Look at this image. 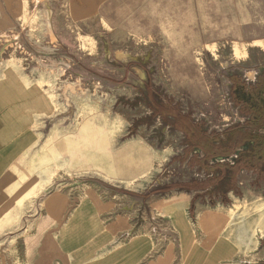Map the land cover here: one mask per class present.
<instances>
[{"label":"crops","instance_id":"1","mask_svg":"<svg viewBox=\"0 0 264 264\" xmlns=\"http://www.w3.org/2000/svg\"><path fill=\"white\" fill-rule=\"evenodd\" d=\"M20 2L0 0V33L17 31L30 60L25 68L0 61V264H264V236L253 235L251 222L223 226L228 204L208 207L201 197L194 200L195 192H165L163 185L141 181L165 160L164 145L159 151L142 140L139 147L126 144L115 152L103 139L104 129L90 124L77 137L87 133L99 142L89 153L94 161L78 169L83 174L54 180L36 173L52 172L54 135H60L59 154L68 155L67 126L80 114L79 101L61 95L63 110L56 117L66 129L53 128L54 103L47 96L56 75H73L78 87L87 70L82 39L110 45L107 57L112 52L114 58L191 60L225 34L227 16L218 22L212 12L222 15L228 2L46 0L34 6L35 30L23 29ZM138 47L143 54L134 53ZM186 86L195 99L208 94L194 71ZM149 131L164 137L159 126ZM244 174L237 183L240 195L228 194L229 202L257 198L241 188Z\"/></svg>","mask_w":264,"mask_h":264},{"label":"rangeland","instance_id":"2","mask_svg":"<svg viewBox=\"0 0 264 264\" xmlns=\"http://www.w3.org/2000/svg\"><path fill=\"white\" fill-rule=\"evenodd\" d=\"M45 1L21 0L20 21L23 29L38 28L36 27L38 17L34 6ZM226 1L229 6L228 11L222 12V15L218 11L212 12V19L218 22L227 16L228 27L225 34L220 39H214L202 46L191 60L114 58L112 52H110L111 57H107L108 49H111L110 45L103 44L102 48L100 44L92 40L82 39L79 49L86 57L81 59V65L87 70L93 68L96 74L89 76L88 71L85 70L81 78L79 77L81 80H77L78 87L72 85L75 82L73 75L54 76L51 83L52 91L47 96L54 103L53 128L64 126L66 129V125L59 123L61 119L56 117L63 110L58 103L61 101V95L68 97L69 94L70 102L73 97L74 103L79 101L80 114L74 123L69 122L67 126L69 142L66 158L59 154L60 144L56 139L60 135H54L53 151L57 154H53L52 172L38 170L37 178L47 176V179L54 180L60 177L71 179L83 174L78 169L83 163L94 161V155L89 153L98 146L99 139L87 133L86 136L77 137V135L82 126H85L87 130L91 124L92 128L104 129L105 138L103 139L107 145L114 148L115 152L126 144L139 147L142 140L145 143L152 141L159 151L164 145L165 160H161L160 167H156L141 178L144 184L151 185L152 188L163 185L165 192H171L181 190L177 188V184L189 183L187 182L189 179L203 181L204 173L198 172L195 167L192 168L189 165L191 157L199 152L193 151L186 155L183 134L172 129L159 116H156L151 104H158L165 98H170L173 104L179 105L181 113L189 115L194 121L203 122L209 132H222L246 120L239 114V109L232 100V83L229 79L235 75L245 83L252 84L257 75L264 73V0ZM16 32L10 29L0 33V61H6L9 66L25 68L30 62L26 54L28 51L21 41V35L18 37ZM138 48L134 53L143 54L142 48ZM234 49L239 51V56L235 57ZM244 52H247L246 55ZM92 56L95 58L92 59ZM191 71L197 74L206 92L208 91V94L201 99H195L186 86L190 81ZM248 72H255V78L253 73ZM250 75L254 80H250L252 79ZM92 78L98 83L91 84ZM45 84L49 85L50 82L38 83L40 86ZM76 95H79V98H76ZM92 119L95 121L88 122ZM157 126L162 128L163 138L160 137L161 132L156 135L155 131H149ZM40 162L38 157L37 163ZM239 177L240 174L237 177V183ZM241 179L245 182V188L241 187L243 191L247 189L258 196L250 202L251 204L242 198H233L231 202H228L226 209L229 210L235 205H239L240 208L237 215L229 218L223 226L236 227L251 222L250 226L254 227L253 235L264 236V209L259 210V207L264 205V183L256 184V176L250 172L244 174ZM135 185L136 183L128 184L132 190H136ZM191 192L204 193L203 191ZM132 193L137 192L132 191ZM199 197L207 202L205 205L208 207L211 200L214 201L211 207L222 204L219 198L211 199L212 197L207 195Z\"/></svg>","mask_w":264,"mask_h":264},{"label":"trees","instance_id":"3","mask_svg":"<svg viewBox=\"0 0 264 264\" xmlns=\"http://www.w3.org/2000/svg\"><path fill=\"white\" fill-rule=\"evenodd\" d=\"M230 80L232 100L246 120L222 132H209L203 122L181 113L179 105L173 104L170 98L151 104L156 116L183 134L185 154L199 152L191 157L189 165L203 172L205 179L177 184V188L184 191L204 192L196 194L194 200L207 195L227 204L228 194L240 195L237 177L241 172L255 175L256 184L264 183V73L259 74L252 84L235 75ZM213 204L211 200L210 205ZM193 207L192 201L191 212Z\"/></svg>","mask_w":264,"mask_h":264},{"label":"bare ground","instance_id":"4","mask_svg":"<svg viewBox=\"0 0 264 264\" xmlns=\"http://www.w3.org/2000/svg\"><path fill=\"white\" fill-rule=\"evenodd\" d=\"M260 43H261V42H260ZM258 45H260V44L258 43ZM255 46H256V45H255ZM262 46H263V44H262ZM233 47H234V46H233ZM259 47H260V46H259ZM234 50H235V49H234ZM238 52H239V51L235 50V52H234V53H235V57H236V56H239V55H238ZM244 53H245V52H244ZM246 53H247V52H246ZM246 53H245V55H246ZM245 55H244V56H245ZM241 56H242V55H241ZM235 57H234V58H235ZM238 59H239V58H238ZM250 76H251V75H250ZM251 78L253 79L252 76H251ZM262 207H263V208H262ZM239 208H240L239 205H235L234 207H232L231 209H229V210H228V212H229V217H230V218L235 217V215H237V213H238V211H239ZM260 209H264V205H261V206L259 207V210H260Z\"/></svg>","mask_w":264,"mask_h":264},{"label":"flooded vegetation","instance_id":"5","mask_svg":"<svg viewBox=\"0 0 264 264\" xmlns=\"http://www.w3.org/2000/svg\"><path fill=\"white\" fill-rule=\"evenodd\" d=\"M257 76H258V75H257ZM256 78H257V77H256ZM255 81H256V79L254 80V82H255ZM254 82H253V83H254Z\"/></svg>","mask_w":264,"mask_h":264}]
</instances>
